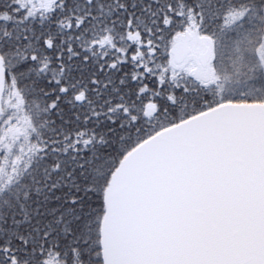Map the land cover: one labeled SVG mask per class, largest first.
I'll list each match as a JSON object with an SVG mask.
<instances>
[{
  "label": "snow or ice",
  "instance_id": "obj_1",
  "mask_svg": "<svg viewBox=\"0 0 264 264\" xmlns=\"http://www.w3.org/2000/svg\"><path fill=\"white\" fill-rule=\"evenodd\" d=\"M0 264H264V0H0Z\"/></svg>",
  "mask_w": 264,
  "mask_h": 264
}]
</instances>
